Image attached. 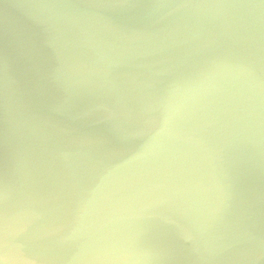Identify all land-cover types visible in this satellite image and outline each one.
Masks as SVG:
<instances>
[{"label": "water", "instance_id": "1", "mask_svg": "<svg viewBox=\"0 0 264 264\" xmlns=\"http://www.w3.org/2000/svg\"><path fill=\"white\" fill-rule=\"evenodd\" d=\"M0 264H264V0H0Z\"/></svg>", "mask_w": 264, "mask_h": 264}]
</instances>
